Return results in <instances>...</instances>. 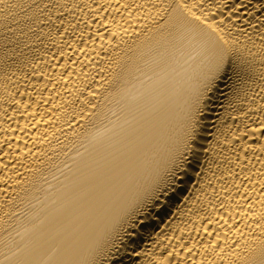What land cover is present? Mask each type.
Wrapping results in <instances>:
<instances>
[{
    "label": "bare ground",
    "instance_id": "6f19581e",
    "mask_svg": "<svg viewBox=\"0 0 264 264\" xmlns=\"http://www.w3.org/2000/svg\"><path fill=\"white\" fill-rule=\"evenodd\" d=\"M0 264H264V0H0Z\"/></svg>",
    "mask_w": 264,
    "mask_h": 264
}]
</instances>
